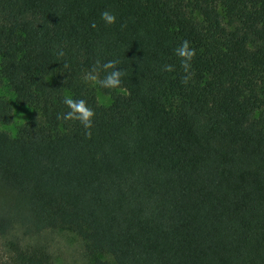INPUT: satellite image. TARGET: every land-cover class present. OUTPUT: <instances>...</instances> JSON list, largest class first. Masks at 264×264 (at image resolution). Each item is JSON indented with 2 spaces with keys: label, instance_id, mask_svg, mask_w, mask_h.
Masks as SVG:
<instances>
[{
  "label": "trees",
  "instance_id": "trees-1",
  "mask_svg": "<svg viewBox=\"0 0 264 264\" xmlns=\"http://www.w3.org/2000/svg\"><path fill=\"white\" fill-rule=\"evenodd\" d=\"M58 235L71 264H264V0H0V264H64Z\"/></svg>",
  "mask_w": 264,
  "mask_h": 264
},
{
  "label": "clouds",
  "instance_id": "clouds-1",
  "mask_svg": "<svg viewBox=\"0 0 264 264\" xmlns=\"http://www.w3.org/2000/svg\"><path fill=\"white\" fill-rule=\"evenodd\" d=\"M101 19L108 25L116 22L115 15L109 11L102 12ZM91 27L95 28V23H93ZM56 54L58 57H63L65 55L62 48L59 49ZM174 54L180 58V67L186 74H189L183 78V83L187 84L189 79H191V61L196 55V50L190 47L189 41L184 40L174 49ZM117 64L118 61L115 60L107 61L105 63H101L97 60L95 65L89 71L85 72L83 79L93 85H99L101 88L118 89L122 82L121 78L125 75V72L117 70ZM63 66L65 68L68 67L67 64H64ZM101 71L106 73L102 79L100 78ZM163 71L172 72L174 71V66L166 64L163 66ZM63 103L68 111L66 113L57 114V120L79 122L85 130V135L90 137L93 118L95 116L94 109L90 108L84 99L77 100L70 96H65Z\"/></svg>",
  "mask_w": 264,
  "mask_h": 264
},
{
  "label": "rangeland",
  "instance_id": "rangeland-1",
  "mask_svg": "<svg viewBox=\"0 0 264 264\" xmlns=\"http://www.w3.org/2000/svg\"><path fill=\"white\" fill-rule=\"evenodd\" d=\"M98 99L102 103L108 102V97L101 93L98 94ZM30 112L24 107H16L14 111L13 123L8 127H2L8 131L13 130L14 126L23 122L29 116ZM53 251L61 259L64 264H71L73 261L78 260L80 257L79 248L75 242L68 240L63 235H58L55 238Z\"/></svg>",
  "mask_w": 264,
  "mask_h": 264
}]
</instances>
